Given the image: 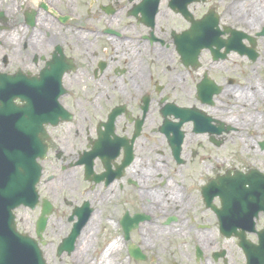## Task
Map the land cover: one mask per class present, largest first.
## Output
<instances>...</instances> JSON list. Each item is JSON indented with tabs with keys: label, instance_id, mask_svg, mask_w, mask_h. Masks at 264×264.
<instances>
[{
	"label": "flooded vegetation",
	"instance_id": "obj_1",
	"mask_svg": "<svg viewBox=\"0 0 264 264\" xmlns=\"http://www.w3.org/2000/svg\"><path fill=\"white\" fill-rule=\"evenodd\" d=\"M208 10L224 32L209 0H0V88L57 100L40 180L79 194L75 219L89 213L70 252H56L69 218L56 241L43 235L46 264H89L100 235L79 239L94 218L137 264H161L165 238L191 247L166 264H241V238L258 241L264 51L252 61L201 45L190 32Z\"/></svg>",
	"mask_w": 264,
	"mask_h": 264
},
{
	"label": "water",
	"instance_id": "obj_2",
	"mask_svg": "<svg viewBox=\"0 0 264 264\" xmlns=\"http://www.w3.org/2000/svg\"><path fill=\"white\" fill-rule=\"evenodd\" d=\"M214 19L213 12L210 11L202 20L195 22L190 32L192 37L198 32L205 45L223 42L227 49H235L252 59L256 57L253 51L255 38L244 32L228 29L230 36L225 41L219 40L217 36L213 37L214 33L210 32V28L209 30L206 28L207 23ZM257 35H264V29ZM244 38L251 44V48L244 46L241 41ZM0 89L2 91L0 93V264H45L38 243L27 235L17 232L12 210L21 205L33 208L37 203L35 186L40 176L37 159L42 158L46 152L47 137L43 124L55 119L56 99L47 102L48 111L43 112V100L24 96L23 94L27 92L24 87H17V91L22 95L20 101L24 102L21 105L15 104L14 97L11 98L6 94L3 87ZM41 210L35 231L39 238L45 228L47 215L51 212V205L44 201ZM86 218L82 217L74 224L70 236L60 245L59 252L64 248L68 250L72 248ZM138 218L136 216L129 219V226L125 230L136 226ZM259 235L262 238L258 246L246 241L241 242L247 264L264 262V230ZM130 253L135 258L141 256L137 248H131Z\"/></svg>",
	"mask_w": 264,
	"mask_h": 264
},
{
	"label": "rangeland",
	"instance_id": "obj_3",
	"mask_svg": "<svg viewBox=\"0 0 264 264\" xmlns=\"http://www.w3.org/2000/svg\"><path fill=\"white\" fill-rule=\"evenodd\" d=\"M228 2H229L228 0H209V5L211 4L212 6L217 8V10H219V13L222 17V21H225L226 25L235 27L236 29H240L246 34L251 35V37L255 36L256 41H257L255 51H257L258 53V57L259 56L261 57L263 54L262 51H264V35H257V34L263 30L264 25L261 26V24H259L255 26L254 24L256 22L253 23L252 19L246 17L250 25L249 26L248 24H245L244 22L239 21V19L235 18L234 15L230 16L229 15L230 13L227 12L228 9L226 8L228 5ZM262 19L264 20V18ZM244 43L247 44L246 41ZM261 58H264V56ZM45 178L46 176L41 178L37 186V189L39 191L40 197H44L53 205V211L51 215L49 216L48 224H47L46 230L44 231L43 235H44V238H47L50 241H56L58 237L64 234V230L62 229L63 223L66 224V221L72 212L71 208H73L74 199L77 196L79 197V194L77 193L75 194L74 192L70 191L68 188L63 189L62 191L54 190L51 188H46L45 182H44ZM53 190L54 192H52ZM38 206L34 210H30L28 208L25 209L24 207H19L15 210L16 224H17V228L19 231L26 232L30 234L31 236H35V233L33 231H34L35 220L37 219L38 214H39L40 207ZM95 221H97V219L94 218L92 222H90L87 225V227L83 230L81 238L79 239V242L81 239L83 240L81 246L84 247L86 243L90 242L86 240L87 236L100 235L98 242H94L92 244L90 243L89 245L90 248L88 250L90 254V258L88 260H85L86 261L85 263L89 262V264H102V263L107 264V260H110L111 264H137L132 259H127V256L124 253V249H123L124 247L122 243L115 239H112V240L117 241L118 242L117 244L119 245L116 252H113L112 253L113 255L111 254L110 256H108L109 258L107 257V254H106V259H104L105 262H103L104 260H102L101 262L98 263L97 260H99V257L101 253L104 251L106 245L112 241L110 240L107 243L103 242L101 239V236H105L106 239L109 240L110 237L117 235V232H116V228H114L113 226L111 227L108 225L109 227L107 228L98 227L96 226ZM141 246L143 245L141 244ZM155 247L157 248L158 254H160V256L162 257L161 264H166L167 259H172L171 261L180 260V257H178L180 255V252L184 251L185 249L186 250L191 249V247L187 244H181V243L178 244V242L172 243L170 240L168 239L166 240V238L158 240L155 244ZM213 247H215V245H213ZM206 251L208 250L206 249ZM44 252L47 258L46 249H44ZM242 263H244V259L241 260V264Z\"/></svg>",
	"mask_w": 264,
	"mask_h": 264
},
{
	"label": "bare ground",
	"instance_id": "obj_4",
	"mask_svg": "<svg viewBox=\"0 0 264 264\" xmlns=\"http://www.w3.org/2000/svg\"><path fill=\"white\" fill-rule=\"evenodd\" d=\"M228 1L229 2L226 8L228 9L227 12L230 13L229 14L230 16L234 15V17L239 19V21H242L248 25L249 23L247 21V18L252 19L253 23L256 22L254 24L255 26L259 24H261V26L264 25V20L262 19L264 18L263 0H259V1L258 0H228ZM117 243H118L117 241L112 240L109 244L106 245L104 251L101 253V256L99 257V260H97L98 263L106 259V254L108 257L113 252H116L117 248L119 247ZM103 262H105V260ZM107 264H111L110 260H107Z\"/></svg>",
	"mask_w": 264,
	"mask_h": 264
}]
</instances>
